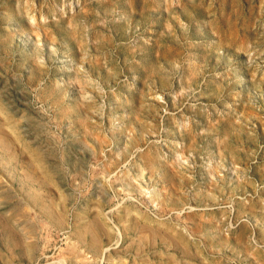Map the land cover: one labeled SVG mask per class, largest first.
Masks as SVG:
<instances>
[{"label": "rangeland", "instance_id": "obj_1", "mask_svg": "<svg viewBox=\"0 0 264 264\" xmlns=\"http://www.w3.org/2000/svg\"><path fill=\"white\" fill-rule=\"evenodd\" d=\"M0 264H264V0H0Z\"/></svg>", "mask_w": 264, "mask_h": 264}]
</instances>
